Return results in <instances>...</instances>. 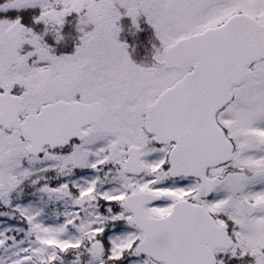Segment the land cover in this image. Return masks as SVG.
I'll list each match as a JSON object with an SVG mask.
<instances>
[{"label": "snow or ice", "instance_id": "snow-or-ice-1", "mask_svg": "<svg viewBox=\"0 0 264 264\" xmlns=\"http://www.w3.org/2000/svg\"><path fill=\"white\" fill-rule=\"evenodd\" d=\"M0 264H264V0H0Z\"/></svg>", "mask_w": 264, "mask_h": 264}, {"label": "flooded vegetation", "instance_id": "flooded-vegetation-1", "mask_svg": "<svg viewBox=\"0 0 264 264\" xmlns=\"http://www.w3.org/2000/svg\"><path fill=\"white\" fill-rule=\"evenodd\" d=\"M121 37L128 39L129 38L128 31L126 30L123 34H121ZM133 42L136 44V46L137 44L142 45V46H137L136 52L133 54L134 59H136L138 62L139 61L150 62L151 53H152V43H157V41L153 40L151 37L146 35V33L141 32L136 36V38H134Z\"/></svg>", "mask_w": 264, "mask_h": 264}, {"label": "rangeland", "instance_id": "rangeland-1", "mask_svg": "<svg viewBox=\"0 0 264 264\" xmlns=\"http://www.w3.org/2000/svg\"><path fill=\"white\" fill-rule=\"evenodd\" d=\"M124 25H125V24H124ZM149 27H150V26H149ZM150 29H151V28H150ZM126 30H127V28H126V26H125V31H126ZM151 30H152V29H151ZM125 31H124V32H125ZM124 32H122L121 34H123ZM122 36H124V35H122ZM135 38H136V37H135ZM121 39H127V38H123V37H122ZM157 43H158V41H157ZM137 46H142V45H141V44H137Z\"/></svg>", "mask_w": 264, "mask_h": 264}, {"label": "trees", "instance_id": "trees-1", "mask_svg": "<svg viewBox=\"0 0 264 264\" xmlns=\"http://www.w3.org/2000/svg\"><path fill=\"white\" fill-rule=\"evenodd\" d=\"M145 31H148L150 33L151 29L145 28ZM150 36H152V37L154 36L153 33H152V31H151V35Z\"/></svg>", "mask_w": 264, "mask_h": 264}]
</instances>
